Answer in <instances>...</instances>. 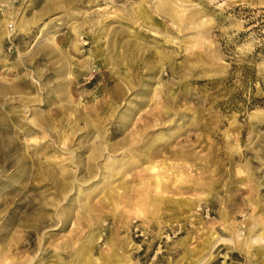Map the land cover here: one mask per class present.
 I'll list each match as a JSON object with an SVG mask.
<instances>
[{
  "label": "rangeland",
  "instance_id": "1",
  "mask_svg": "<svg viewBox=\"0 0 264 264\" xmlns=\"http://www.w3.org/2000/svg\"><path fill=\"white\" fill-rule=\"evenodd\" d=\"M0 264H264V0H0Z\"/></svg>",
  "mask_w": 264,
  "mask_h": 264
},
{
  "label": "bare ground",
  "instance_id": "2",
  "mask_svg": "<svg viewBox=\"0 0 264 264\" xmlns=\"http://www.w3.org/2000/svg\"><path fill=\"white\" fill-rule=\"evenodd\" d=\"M117 87V86H116Z\"/></svg>",
  "mask_w": 264,
  "mask_h": 264
}]
</instances>
